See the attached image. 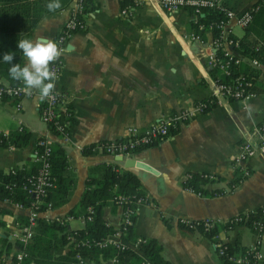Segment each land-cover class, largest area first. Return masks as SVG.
<instances>
[{
	"label": "crops",
	"instance_id": "1",
	"mask_svg": "<svg viewBox=\"0 0 264 264\" xmlns=\"http://www.w3.org/2000/svg\"><path fill=\"white\" fill-rule=\"evenodd\" d=\"M215 1L233 12L254 6L263 10L245 27L230 20L223 26V38L236 42L237 67L255 74L252 95L244 103L217 102L212 97V68L204 60L212 32H203L202 44L186 38L192 15L184 9L164 10L155 0H130L124 6L121 0H86L85 27L67 39L55 82L66 140L41 121L35 90L18 100L0 101V133L6 138L28 133L20 147L0 145V171L35 163L38 141L45 140L62 146L67 173L73 178L65 202L50 205L36 218L62 222L68 231L81 228L84 218L67 211L78 202L85 180L97 177L98 167L109 164L137 176L147 202L139 203L133 213L132 235L153 238L169 264H216L217 242L237 249L235 254L256 244L264 254V229L228 223L236 215L264 207V157L255 154L242 163L233 162L241 143L259 142L256 131L264 109V0ZM72 2L42 16L26 39L43 36L55 41ZM125 7L130 10L120 14ZM178 111H188L190 117L176 122L173 133L157 143L135 151L132 167L94 147L92 153H82L90 144L124 137L130 127L142 131ZM190 173L206 179L198 188L202 192L182 186ZM30 211V206L0 200V264L12 263L17 233L24 224L20 218L27 221ZM120 212V206L108 201L101 219L115 228ZM201 219L214 221L215 233L209 236L200 227L180 222ZM64 250L62 246L58 252Z\"/></svg>",
	"mask_w": 264,
	"mask_h": 264
},
{
	"label": "trees",
	"instance_id": "2",
	"mask_svg": "<svg viewBox=\"0 0 264 264\" xmlns=\"http://www.w3.org/2000/svg\"><path fill=\"white\" fill-rule=\"evenodd\" d=\"M69 1L60 0L61 8ZM49 2L51 0H0V77L9 85L22 84V82L13 80L8 72L9 67L14 64L19 63L21 67L24 66L22 50L18 48V40L26 39L42 16L55 12L47 9ZM129 2L130 0H121V5L124 6ZM184 10L191 14L190 8H185ZM261 11H263L261 7L257 8L254 6L250 22L261 14ZM222 19L223 14L220 11L203 9L201 14L188 22V31L202 37L205 30H210L213 36H216L218 29L215 25ZM8 52L14 53V59L11 64L3 61V55ZM214 74H216V71L212 69L211 75ZM237 74L244 76L247 82L246 89L250 92L253 91L251 82H253L255 74L247 68L242 69L239 66H235L232 68L230 75L223 76L222 79L227 81L230 77ZM173 131L174 129H171L168 133L171 134ZM27 140L28 133L20 131L10 135L6 139L2 138L0 145L20 147L26 144ZM157 142H153L137 150L150 147ZM97 145L96 143L86 146L82 149V153H92V148ZM39 150L40 148L37 149V152ZM48 163L53 187L38 198L37 203L34 204V198L23 189L27 178L35 174L39 166L37 161L5 173L0 171V200L17 203L24 207L34 206L36 212L43 211L47 205L55 206L65 202L71 191L73 178L67 173V159L62 146L59 144H52L50 146ZM98 172L97 177L89 176L85 180V189L78 202L67 211V214L72 217L81 216L84 218L85 221L82 227L68 231L62 222L37 217L32 227L30 238L24 244L18 243V247L25 253V256L21 259V264H29L30 262L32 264H76L73 258L75 252L89 258L98 256L104 258L116 255L121 261L127 264H135L141 259L140 254L128 246L120 248L109 244L102 247L97 244V242L115 229L101 219V209L108 201L114 206L121 205V208L128 207L134 211L139 203L147 202L139 190V180L132 172L128 170L119 171L109 164L100 165ZM205 181L206 179L202 174L190 173L182 181V186L192 188L194 191H200L198 189L199 185ZM5 185L10 186V188L8 189ZM87 207L92 209L91 213H87ZM246 214V221L241 223L250 226V221L258 219L259 217L262 222L264 221V211L261 212V208L247 212ZM87 217L88 219H86ZM133 217L132 215V221L134 219ZM241 217L243 218V215ZM20 221L24 224L26 223V219L20 218ZM131 230L132 224L126 225L125 229L121 231V238L132 241L134 236ZM204 233L210 236L215 233V229L211 228L210 230L204 231ZM224 244L226 245V253H234L237 250L226 243ZM62 246L65 247V250L58 252L59 247ZM138 248L153 264H169L160 254L159 245L153 238H145L138 244ZM243 250L244 248H241L238 251L239 254ZM216 264L264 263L259 261L239 262L227 259L225 254H218Z\"/></svg>",
	"mask_w": 264,
	"mask_h": 264
},
{
	"label": "built area",
	"instance_id": "3",
	"mask_svg": "<svg viewBox=\"0 0 264 264\" xmlns=\"http://www.w3.org/2000/svg\"><path fill=\"white\" fill-rule=\"evenodd\" d=\"M155 1L159 5V7L167 11H177L185 8H190L193 18L201 14V11L203 9H215L223 14V19L215 25L218 29V33L213 37L212 41L207 46L204 55L206 64L217 72V74H214L211 77V94L217 102L224 99L235 100L244 103L252 95L251 92L246 89L247 82L244 79V76L242 74H237L233 77H230V79L227 81L222 79L223 76L230 75L232 68L237 66L240 62V57L233 51L236 46V42L229 37L223 38V26L228 20H230L235 25L245 27L250 23L251 13L254 10V7H250L241 12H233L226 9L223 4L218 3L215 0ZM85 2L86 0H73L70 15L55 37V41L58 43V46L63 50L62 54L66 51L67 39L74 32L82 30L85 27ZM129 10V7H125L124 9H121L120 14L124 15ZM186 38L202 44V39L198 34L188 33V35H186ZM252 63L255 64V61H252ZM50 67L57 73V75H59L61 68V57L55 63L51 64ZM25 94L26 91L24 90L23 84L17 83L14 85H9L2 83L0 80V101L5 98L18 100ZM39 101L41 103V121L45 123L51 131L53 130L54 133L63 137V140H66V123L63 121L59 112L61 95L54 90L53 95H51L49 98H46L43 101L39 99ZM190 114L191 113L188 111H178L177 113L169 115V117L158 123L149 125L142 131H138L133 127L127 128L124 137L103 141L101 143H98V145L93 149L96 151L99 150L102 153L111 156H122L124 158H129L137 149H140L146 145H150L153 142L159 141L161 138L168 135L169 130L173 129L176 122L186 120L188 117H190ZM256 132L259 138V142L255 146H253L249 142L241 143L240 149L233 159L234 164L242 163L248 157L255 154L264 157V109L262 121ZM2 138L6 139L5 135L0 133V141ZM50 146V143L45 140L38 141V147L40 148V150L38 152L36 150L34 156L35 160L39 163V166L35 174L27 178L26 184L23 186L25 192L34 198V204L38 202V198L43 196L46 191H48V189L53 187L48 163ZM5 187H7L8 189L10 188V186L8 185H5ZM48 207L49 205L46 206V208ZM262 208L264 207H261V212L264 211V209ZM34 209V206H32L26 223L20 226L19 232L17 233L18 243L24 244L32 234V227L38 213ZM86 211L87 213H91L92 209L90 207H87ZM133 213L134 210L128 207L121 208L118 225L115 227L113 232L107 234L102 240L97 242V244L102 247L109 244L120 248L123 246H128L139 253L141 256V259L135 264H153L151 260L138 248V244L141 243L144 238L136 236L132 241L121 238V231L125 229L126 225H130L133 222L131 220ZM246 213L232 217L229 222L241 223L246 221ZM242 215L243 218L241 217ZM86 219H88V217ZM180 222L185 223L191 227H200L204 231L210 230L214 226V221H210L208 219L192 221L180 220ZM250 227H252L256 231H260L264 229V221L262 222L259 217L258 219L250 221ZM69 236H71V234H69ZM214 246L216 248L217 254H225L226 258L229 260L239 262L259 261L264 263V254L260 251L256 244L245 248L240 254H235L232 252L226 253V245L222 242L214 243ZM23 256H25V253L18 247L11 264H21V259ZM73 258L75 259L76 264H127L126 262L121 261L116 255L104 258L101 256L89 258L75 252L73 254Z\"/></svg>",
	"mask_w": 264,
	"mask_h": 264
},
{
	"label": "clouds",
	"instance_id": "4",
	"mask_svg": "<svg viewBox=\"0 0 264 264\" xmlns=\"http://www.w3.org/2000/svg\"><path fill=\"white\" fill-rule=\"evenodd\" d=\"M61 8L60 0H51L47 4L49 11H56ZM18 48L22 50L23 57L27 63L21 67L19 63L9 67L8 72L13 80L22 82L24 90L29 95L33 90L38 92V98L43 101L53 95L55 82L58 75L50 67L62 55V49L53 39L43 36L37 37L34 41L30 39L18 40ZM14 53L8 52L3 55V61L11 64Z\"/></svg>",
	"mask_w": 264,
	"mask_h": 264
},
{
	"label": "water",
	"instance_id": "5",
	"mask_svg": "<svg viewBox=\"0 0 264 264\" xmlns=\"http://www.w3.org/2000/svg\"><path fill=\"white\" fill-rule=\"evenodd\" d=\"M117 161H123L124 167H132L134 166V160L132 157L130 158H124L122 156H114ZM135 166H138L137 163H135Z\"/></svg>",
	"mask_w": 264,
	"mask_h": 264
},
{
	"label": "rangeland",
	"instance_id": "6",
	"mask_svg": "<svg viewBox=\"0 0 264 264\" xmlns=\"http://www.w3.org/2000/svg\"><path fill=\"white\" fill-rule=\"evenodd\" d=\"M233 31H234V33H237V34L240 32V30L237 28L233 29Z\"/></svg>",
	"mask_w": 264,
	"mask_h": 264
}]
</instances>
